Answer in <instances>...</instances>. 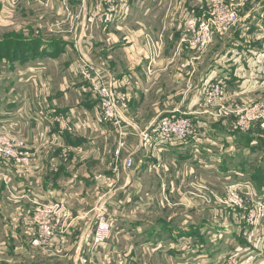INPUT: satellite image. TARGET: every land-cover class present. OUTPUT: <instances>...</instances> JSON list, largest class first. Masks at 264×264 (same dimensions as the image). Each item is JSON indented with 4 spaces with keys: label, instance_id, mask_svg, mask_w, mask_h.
Listing matches in <instances>:
<instances>
[{
    "label": "crops",
    "instance_id": "obj_1",
    "mask_svg": "<svg viewBox=\"0 0 264 264\" xmlns=\"http://www.w3.org/2000/svg\"><path fill=\"white\" fill-rule=\"evenodd\" d=\"M43 2L13 7L0 0V30L27 44L0 66L8 78L0 132L25 140L32 155L27 168L0 159V264H78L99 200L108 204L113 234L93 264H219L249 255L264 264V231H250L238 213L205 200L213 201L209 190L249 183L264 201V132L243 134L230 120L196 116L204 128L195 139L148 151L137 129L176 111L195 114L208 81L222 80L245 105L264 97V0L248 5L245 25L216 37L202 55L180 48V40L186 18L206 17L213 0H114L128 15L107 27L102 0H66L79 21L66 20L62 0ZM55 26L60 30L50 32ZM146 35L161 44L151 68ZM76 48L125 98L127 139L118 159L117 130L101 122L99 100L78 74ZM60 201L71 214L64 236L51 250L32 246L35 204ZM159 205L170 209L163 222ZM145 209L149 216L138 218L136 210Z\"/></svg>",
    "mask_w": 264,
    "mask_h": 264
},
{
    "label": "built area",
    "instance_id": "obj_2",
    "mask_svg": "<svg viewBox=\"0 0 264 264\" xmlns=\"http://www.w3.org/2000/svg\"><path fill=\"white\" fill-rule=\"evenodd\" d=\"M6 1L13 7L20 3V0ZM32 1L44 4L43 0ZM250 1L213 0L206 17L198 18L191 15L186 18L185 33L180 40V48L186 46L200 55L204 54L213 45L216 37L227 35L236 26L239 10ZM62 3L66 20L79 21L80 15H72L66 0H62ZM101 3L105 7L103 23L106 27L123 20L128 15L127 8H121L114 4V0H102ZM59 30L57 26L50 28L52 33ZM145 42L150 52L149 65L151 68L154 61L159 57L161 44L149 35L145 36ZM75 45L79 46L77 43ZM76 50L79 53L76 64L78 74L89 84L92 92L99 100L101 122L111 124L117 130L118 139L115 155L118 159L123 152V146L127 139L126 125L121 116L125 98L106 79L100 67L87 58L79 48ZM196 116H206L215 122L230 120L232 130L243 134L252 133L254 129L264 132V97L255 103L245 105L230 95L222 80L208 81L203 88L202 108L199 111L193 115L176 111L169 116L159 118L144 129L138 127L140 145L148 151L156 148L160 150L164 146L186 145L191 139H195L199 131L204 128ZM58 121H63V119L58 118ZM0 159L24 168L32 165V155L27 142L3 132H0ZM125 166L131 168L133 160L127 159ZM247 190L250 192L249 198H245L243 194ZM209 191L212 200L237 210L240 212L241 219L246 220V223L251 226H257L260 223L259 229L264 230V202L256 199L253 187L249 183L229 185L222 194H216L213 190ZM164 200L168 202L166 198ZM205 200L208 203L211 202L209 198H205ZM245 205L246 208H244ZM93 214V224L81 240L78 264H93L92 259L99 248L107 244L112 236L113 226L107 202L99 200L93 208ZM70 217L71 214L65 202L35 204L32 224L36 236L31 241L32 246L51 250L64 236L70 224ZM261 244H264L263 240ZM219 264H256V261L255 257L240 259L226 257Z\"/></svg>",
    "mask_w": 264,
    "mask_h": 264
},
{
    "label": "rangeland",
    "instance_id": "obj_3",
    "mask_svg": "<svg viewBox=\"0 0 264 264\" xmlns=\"http://www.w3.org/2000/svg\"><path fill=\"white\" fill-rule=\"evenodd\" d=\"M254 0H251L249 3H247L245 6H243V7H241V9L239 10V19H238V23L236 24V26L227 34L228 36L229 35H231L233 32H235V30H236V28L238 29V28H241V26H244L245 25V17H244V12L245 11H247V10H245V8H247V6L248 5H250L252 2H253ZM10 22H13V20L11 19L10 20ZM261 25H263L264 26V22H261ZM249 33V32H248ZM2 37H4V39L5 38H7V37H13V35L12 34H7V32H3L2 30H0V38L2 39ZM0 39V40H1ZM1 42V41H0ZM22 43V42H21ZM21 43H19V44H17L18 46H20L21 45ZM215 43V42H214ZM9 46H10V49H12V44H8ZM214 45V44H213ZM212 45V46H213ZM211 46V47H212ZM210 47V48H211ZM209 48V49H210ZM10 49H8L7 47H6V45H5V43H0V66H3V64L4 65H9L10 66V64H11V58H12V54H13V52H11V50ZM208 49V50H209ZM6 68H8V67H6ZM2 69H3V67H0V72L2 71ZM8 75H9V73H8ZM7 79L8 78H6L4 75H1L0 74V95H2V94H4L5 92L3 91V89H4V86H5V83L7 82ZM1 87H2V90H1ZM261 142H263V140H261ZM264 145V143L263 144H261V146H263ZM202 154H200L199 155V158H200V156H201ZM198 156V155H197ZM191 157V156H190ZM194 158V160H196V162L198 163V160L197 159H195V157H193ZM184 160H186V161H188L189 160V158H188V160L187 159H184ZM207 160V159H206ZM233 167H235V165H233ZM214 168H218V170L219 171H221L220 169H219V165H217V164H215L214 163ZM237 168V167H236ZM222 172V171H221ZM213 173H217L216 171H213ZM235 173L237 174V173H239L237 170H235L234 171V173H232V175H234L235 176ZM225 174H228V172H223V175H220V177H222V179L223 178H226V176H228V175H226L225 176ZM234 179V178H233ZM235 180V179H234ZM225 190H224V192L226 191V188H224ZM223 192V193H224ZM243 194H244V196H245V198H249L250 197V192L247 190V191H245V192H243ZM207 202V201H206ZM262 202H264V201H262ZM209 204H213V205H217L218 207L220 206L221 208H225L226 209V211L228 212V215H232V214H237L238 213V215H235V217L238 219V216H239V219H240V212H237V210H234V209H232V208H229V207H227V206H224V205H222V204H219V203H217V202H215L214 200L213 201H211ZM244 208H246V205H245V207ZM156 211H159L158 213H159V216H161L162 217V219H160L161 220V222H163L166 218V216H168L169 215V213H170V209L169 208H165V207H163L162 205H159V206H157V208H156ZM224 212V211H223ZM136 214H137V216H138V218H141V217H144L145 216V218H147L149 215L147 214V211H146V209L144 210V211H142V214L140 213V210H136ZM243 219V218H242ZM244 221V222H243ZM243 221H242V223H243V225H244V227H246V228H249V230L251 231V230H254L253 232H255V231H259L260 229H259V225H260V223H256L257 224V226H251V225H249V224H247L246 223V220H244L243 219ZM154 223H156V221H153ZM241 222V221H240ZM245 223V224H244ZM253 227H257L256 229H251V228H253ZM261 230H263V229H261ZM264 231V230H263ZM112 234H113V229H112ZM171 236L170 235H167V236H165V238L167 239V238H170ZM163 238V237H162ZM161 238V239H162ZM262 240L264 241V237L262 236ZM161 242V241H160ZM233 253L234 252H236V249L234 250V251H232ZM250 257H252L251 255H249V256H247L246 258H250Z\"/></svg>",
    "mask_w": 264,
    "mask_h": 264
},
{
    "label": "trees",
    "instance_id": "obj_4",
    "mask_svg": "<svg viewBox=\"0 0 264 264\" xmlns=\"http://www.w3.org/2000/svg\"><path fill=\"white\" fill-rule=\"evenodd\" d=\"M6 39V38H5ZM4 39V40H5ZM5 41H7V42H5V45H6V47L8 48V49H10V46L8 45L9 43L10 44H12V49H10L11 50V52H13V54H12V58L11 59H13V56L15 55V54H17L19 51H21V50H23V47L24 46H27V44H24V43H21V45L20 46H18L17 44H19V43H13V41H11V40H8V39H6ZM0 43H4V42H0Z\"/></svg>",
    "mask_w": 264,
    "mask_h": 264
}]
</instances>
